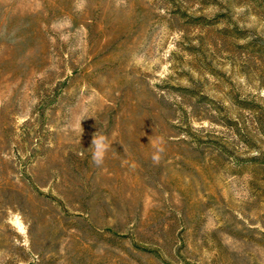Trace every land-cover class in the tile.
Instances as JSON below:
<instances>
[{
  "label": "rangeland",
  "instance_id": "374dc122",
  "mask_svg": "<svg viewBox=\"0 0 264 264\" xmlns=\"http://www.w3.org/2000/svg\"><path fill=\"white\" fill-rule=\"evenodd\" d=\"M78 3L0 0V264H264V0Z\"/></svg>",
  "mask_w": 264,
  "mask_h": 264
},
{
  "label": "clouds",
  "instance_id": "9594fccd",
  "mask_svg": "<svg viewBox=\"0 0 264 264\" xmlns=\"http://www.w3.org/2000/svg\"><path fill=\"white\" fill-rule=\"evenodd\" d=\"M86 4V0H79L78 3V10H83V7ZM93 146V153H92V159L93 162L100 166L103 163L104 154L107 151V149L110 147V145L107 142V138L103 135L97 136L92 141Z\"/></svg>",
  "mask_w": 264,
  "mask_h": 264
}]
</instances>
